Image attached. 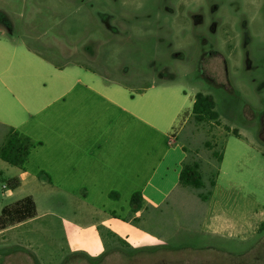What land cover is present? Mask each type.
<instances>
[{"label":"rangeland","instance_id":"rangeland-1","mask_svg":"<svg viewBox=\"0 0 264 264\" xmlns=\"http://www.w3.org/2000/svg\"><path fill=\"white\" fill-rule=\"evenodd\" d=\"M73 62L133 91L165 83L155 90L168 95L166 110L185 98L182 90L209 93L222 125L264 140V0H0V74L19 77L24 98L37 84L61 90L58 77L69 86L75 77L84 81ZM54 63L69 64L58 70ZM184 111L171 135L207 181L224 131L194 126ZM206 140L217 146L205 147ZM16 170L0 159L4 178ZM3 185L0 208L27 195L38 208L33 218L0 231V264H264V233L246 242L199 235L128 247L107 234L104 221L96 232H78V212L90 222L88 212L49 187L44 174L23 181L12 196ZM99 230L106 233L102 241Z\"/></svg>","mask_w":264,"mask_h":264},{"label":"crops","instance_id":"crops-1","mask_svg":"<svg viewBox=\"0 0 264 264\" xmlns=\"http://www.w3.org/2000/svg\"><path fill=\"white\" fill-rule=\"evenodd\" d=\"M68 64L53 66L61 70ZM73 64L82 69L84 81L75 77L69 86L68 78L58 77L54 85L61 90L37 84L28 99L19 77L0 74V136L14 127L39 142L23 167L15 166L11 177L19 179L18 186L45 172L49 187L88 212L90 222L81 221L78 212V232H96L93 228L104 221L107 234L128 247L197 240L199 235L246 242L264 233V140L259 134L238 129L239 136L226 135L215 184L203 200L197 188L179 182L187 151L171 135L181 110L189 116L197 91L182 90L185 98L166 110L168 95L155 90L159 82L133 91ZM18 186L7 188L5 196ZM135 192L140 206L130 203ZM98 233L102 241L106 233Z\"/></svg>","mask_w":264,"mask_h":264},{"label":"trees","instance_id":"trees-1","mask_svg":"<svg viewBox=\"0 0 264 264\" xmlns=\"http://www.w3.org/2000/svg\"><path fill=\"white\" fill-rule=\"evenodd\" d=\"M54 64L57 68L62 66L56 63ZM188 120H191L192 123L195 124L194 126H203L205 128L206 126L212 128L221 127L223 129L224 135L220 150L211 151V155L216 158V166H218L222 159L226 135L232 133L235 136H239L238 131L222 125L219 114L215 109V101L209 93H195ZM38 143L39 142L31 139L18 129L8 127L6 138L0 145V159L12 166L22 168L31 149ZM204 145L205 147H210V149H212L213 145L217 146L215 143L212 145L209 140H206ZM201 169V165L197 159H195L194 156L188 158L187 153V159L183 161L179 173V182L182 185L197 188L199 197L203 200H207L211 195L212 187L215 184L216 170L210 174L207 181H204ZM40 173L45 174V172ZM0 181L5 184L3 185L4 188L10 189L17 187L19 184V179L17 177L6 179L1 174ZM110 195L117 197L116 192H111ZM140 197L139 192L133 193L130 197V203H136L137 206H140ZM36 214L37 210L34 199L30 195L24 196L21 199L2 207L0 213V230L5 229L12 224L30 219Z\"/></svg>","mask_w":264,"mask_h":264}]
</instances>
